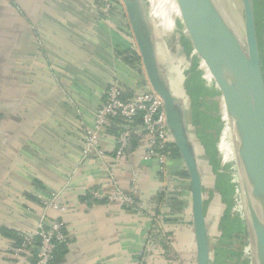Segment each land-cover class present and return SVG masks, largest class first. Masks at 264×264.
<instances>
[{
	"label": "crops",
	"instance_id": "obj_1",
	"mask_svg": "<svg viewBox=\"0 0 264 264\" xmlns=\"http://www.w3.org/2000/svg\"><path fill=\"white\" fill-rule=\"evenodd\" d=\"M141 2L199 160L206 146L201 86L194 73L184 72L183 80L162 56L156 29L167 28L148 8L154 0ZM254 7L259 23L257 0ZM112 83L127 99L152 90L127 12L107 20L100 0H0V264L34 261L35 249L19 257L12 249L18 235L37 231L44 214L66 227L68 245L56 250L52 264H198L191 180L175 144L170 152L175 147L179 155L165 172L142 157L143 147L115 164L124 125L112 121L101 136L105 161L83 157V130L94 126ZM111 172L126 191L137 176L136 206L91 199L98 188L111 190ZM55 194L65 212L43 206ZM203 195L210 226L204 182ZM210 247V264L223 262L212 238Z\"/></svg>",
	"mask_w": 264,
	"mask_h": 264
},
{
	"label": "water",
	"instance_id": "obj_2",
	"mask_svg": "<svg viewBox=\"0 0 264 264\" xmlns=\"http://www.w3.org/2000/svg\"><path fill=\"white\" fill-rule=\"evenodd\" d=\"M123 1L151 88L164 102L167 126L190 176L197 262L210 264V226L204 213L203 167L189 136L183 102L173 95L160 68L155 28L141 0ZM176 1L198 53L222 92L237 160L243 169V189L250 219L259 231L256 264H264V75L254 0H239L241 18L232 15L242 40L244 35L249 61L239 53L232 41L233 30L230 29L229 18L223 21L212 0ZM241 69L251 75L246 83L238 77Z\"/></svg>",
	"mask_w": 264,
	"mask_h": 264
},
{
	"label": "rangeland",
	"instance_id": "obj_3",
	"mask_svg": "<svg viewBox=\"0 0 264 264\" xmlns=\"http://www.w3.org/2000/svg\"><path fill=\"white\" fill-rule=\"evenodd\" d=\"M212 3L223 21L226 22L230 15L241 18L239 0H212ZM257 3L261 13L259 46L264 75V0H257ZM150 5L148 8L151 12L157 11L156 14L161 16L167 28L165 33L163 25H157L156 29L159 43L161 42L162 56H165L174 71H180L183 80L185 74L194 73V80L201 86L200 93L205 103L201 118L202 129L206 135L204 138L206 146L202 144L198 161L203 167L205 176L210 238L217 246L219 245L217 251L222 253L224 248H229L230 251L228 258L216 264H256L258 242H260L259 231L255 222L250 219L243 189V169L237 160L231 122L222 92L211 79L212 73L208 71V66L203 63L204 59L194 45L192 34L178 2L154 0V4ZM11 57V61H15L14 51ZM212 217L215 219L212 220Z\"/></svg>",
	"mask_w": 264,
	"mask_h": 264
},
{
	"label": "built area",
	"instance_id": "obj_4",
	"mask_svg": "<svg viewBox=\"0 0 264 264\" xmlns=\"http://www.w3.org/2000/svg\"><path fill=\"white\" fill-rule=\"evenodd\" d=\"M100 8L107 20L115 13L125 14L126 7L123 0H100ZM140 118L142 125L139 128L132 124ZM112 119L122 120L124 130L118 139V148L113 157L115 164H120L128 158L130 143L133 138L144 142L143 158L155 160L160 165L161 172L167 171V166L172 160L168 147L174 144V138L167 126V116L162 98L153 90H141L132 98H125L122 88L112 83L105 99L99 106L94 119V126L85 127L83 130L82 153L84 159L96 158L105 161L106 151L101 147V136L109 127ZM110 183L111 190L98 188L91 192L97 200H107L109 203H122L130 207L136 206V182L134 176L131 191H126L114 179ZM60 196L52 195L50 200H44L46 209L65 212L66 209L59 203ZM20 245L12 249L14 256L19 257L32 250L36 256L30 264H51L54 259V250L57 244L68 245L66 227L57 219H50L42 215L38 229L32 233L20 234ZM13 264V263H12Z\"/></svg>",
	"mask_w": 264,
	"mask_h": 264
},
{
	"label": "trees",
	"instance_id": "obj_5",
	"mask_svg": "<svg viewBox=\"0 0 264 264\" xmlns=\"http://www.w3.org/2000/svg\"><path fill=\"white\" fill-rule=\"evenodd\" d=\"M256 24H257V32H258V38H259V42H260V32H259V23L258 22H256ZM260 47V46H259ZM260 57H261V55H260ZM140 118H138V119H136L135 121H134V123L132 124V126L133 127H136V125L137 124H139L138 126H141L142 125V121H141V119L139 120ZM116 122V124H118L119 122L120 123H122L123 125H125V123L122 121V120H120V119H112L111 120V122ZM123 132V131H122ZM113 133L114 134H118L119 133V131H116V130H114L113 131ZM121 135V134H120ZM120 137V136H119ZM144 142H142L141 140H139V139H137V138H133V141L130 143V147H129V153L130 152H134L136 149H138L139 147H143L144 148ZM128 153V154H129ZM168 153H169V155H170V157L172 158H177L178 157V150L174 147L173 149H172V152H170V149H169V147H168ZM172 158V159H173ZM90 197H91V199L93 200V201H95V202H103L102 200H97V199H95V198H93V196H92V194L90 193V195H89ZM17 240H20V242L18 243V245L16 246V247H18L19 245H20V243H21V241H22V239H21V237H20V235H18L17 236ZM65 246H67V245H64V244H57V246H56V248H55V250H54V256H55V252H56V250H58L59 248L60 249H62L61 247H65ZM229 248H224V250L222 251V253L220 252V251H217L216 252V257H217V260H218V262H219V259H220V257L222 256V259L224 260V258H228V254H229ZM54 260V259H53ZM53 260H52V262H53ZM52 262H51V264H52Z\"/></svg>",
	"mask_w": 264,
	"mask_h": 264
},
{
	"label": "bare ground",
	"instance_id": "obj_6",
	"mask_svg": "<svg viewBox=\"0 0 264 264\" xmlns=\"http://www.w3.org/2000/svg\"><path fill=\"white\" fill-rule=\"evenodd\" d=\"M231 4L233 6V1L231 2ZM234 9H235V7H234ZM228 20H229L228 22H230V25H231L230 29L233 30L232 31V34H233L232 41H233L234 45L237 47V49L239 50V53L245 58V60L249 61L247 46H246L245 40H244V35H243V40H242V38H240V36L238 35L237 29H236V20L233 18V16H230ZM239 22L242 25V22L241 21H239ZM238 77L241 79V81L243 83H246V80H248L251 77V75L248 72L241 69L238 72Z\"/></svg>",
	"mask_w": 264,
	"mask_h": 264
}]
</instances>
